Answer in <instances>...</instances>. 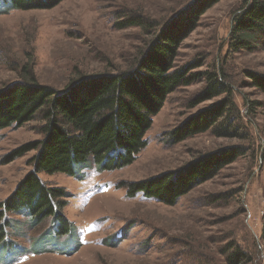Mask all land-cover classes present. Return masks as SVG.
Returning <instances> with one entry per match:
<instances>
[{
	"label": "rangeland",
	"instance_id": "1",
	"mask_svg": "<svg viewBox=\"0 0 264 264\" xmlns=\"http://www.w3.org/2000/svg\"><path fill=\"white\" fill-rule=\"evenodd\" d=\"M191 1L65 0L52 9L2 11L0 88L28 73L40 84L61 90L79 72L125 69L149 35L137 27L118 29L116 23L136 12L161 25ZM245 1L220 0L209 8L180 44L176 60L179 66L202 61L197 71L224 73L234 91L231 135L217 136L209 130L173 144L169 137L173 128L225 99L193 108L190 102L205 80L178 88L154 117L146 135L148 145L133 164L100 171L91 162L80 165L77 176L39 173L43 181L69 192L64 212L75 232L36 249L56 226L52 218L35 224L26 214L8 213L6 218L15 222L7 229V240L19 250H5L0 264H222L218 249L227 239L237 240L247 253L241 264H264V95L247 86L243 72L264 73V51L228 52L234 18ZM41 127V119L35 118L0 130V203L34 170L36 152L3 161L13 149L41 139ZM234 145L242 146L243 154L175 205L141 192L128 197L122 186ZM121 234L118 243L105 244L104 239Z\"/></svg>",
	"mask_w": 264,
	"mask_h": 264
},
{
	"label": "trees",
	"instance_id": "2",
	"mask_svg": "<svg viewBox=\"0 0 264 264\" xmlns=\"http://www.w3.org/2000/svg\"><path fill=\"white\" fill-rule=\"evenodd\" d=\"M65 0H0V12L52 9ZM220 0H193L159 25L143 14L131 12L116 27H137L149 35L125 69L95 74L77 73L61 90L40 84L26 73L22 79L0 88V130L20 127L39 118L42 138L13 149L3 161L10 163L35 151L34 170L12 194L0 203V254L18 246L7 240V229L15 221L8 213L26 214L37 224L51 217L56 225L44 237L45 249L59 238L73 235L75 225L64 212L70 194L63 187L43 181L41 172H62L77 176L81 165L95 164L111 171L133 164L147 147V132L170 94L178 88L205 80L203 89L191 100V107L217 98L220 100L189 115L169 132L170 141L179 143L194 135L212 131L231 135L234 111L233 88L224 73L197 71L202 61L177 65L178 49L196 29L202 15ZM264 51V0H246L234 18L228 40L230 54ZM247 86L264 95V73L245 69ZM243 154L242 146H229L195 157L175 170L123 183L128 197L142 193L167 205H175L196 186L213 179ZM104 239L118 243L123 237ZM264 236V235H263ZM113 237V236H112ZM17 248V249H16ZM222 264H241L247 253L235 239H227L218 249Z\"/></svg>",
	"mask_w": 264,
	"mask_h": 264
}]
</instances>
